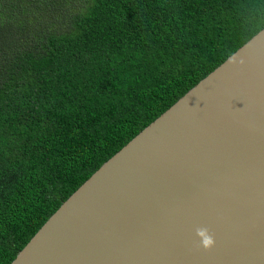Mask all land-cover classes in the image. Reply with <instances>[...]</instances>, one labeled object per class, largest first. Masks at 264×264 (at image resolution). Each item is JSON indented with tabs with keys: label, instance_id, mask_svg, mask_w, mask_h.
<instances>
[{
	"label": "trees",
	"instance_id": "16d2710c",
	"mask_svg": "<svg viewBox=\"0 0 264 264\" xmlns=\"http://www.w3.org/2000/svg\"><path fill=\"white\" fill-rule=\"evenodd\" d=\"M264 29V0H0V264Z\"/></svg>",
	"mask_w": 264,
	"mask_h": 264
},
{
	"label": "water",
	"instance_id": "95a60500",
	"mask_svg": "<svg viewBox=\"0 0 264 264\" xmlns=\"http://www.w3.org/2000/svg\"><path fill=\"white\" fill-rule=\"evenodd\" d=\"M11 264H264V29L105 162Z\"/></svg>",
	"mask_w": 264,
	"mask_h": 264
},
{
	"label": "clouds",
	"instance_id": "9594fccd",
	"mask_svg": "<svg viewBox=\"0 0 264 264\" xmlns=\"http://www.w3.org/2000/svg\"><path fill=\"white\" fill-rule=\"evenodd\" d=\"M198 235H200L201 237H203L202 246L205 249H211L214 246L215 240H214V238L212 236L208 235L207 229L200 230L198 232Z\"/></svg>",
	"mask_w": 264,
	"mask_h": 264
}]
</instances>
